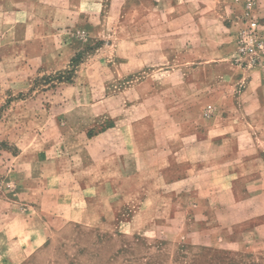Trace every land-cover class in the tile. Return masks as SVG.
<instances>
[{
	"label": "rangeland",
	"instance_id": "obj_1",
	"mask_svg": "<svg viewBox=\"0 0 264 264\" xmlns=\"http://www.w3.org/2000/svg\"><path fill=\"white\" fill-rule=\"evenodd\" d=\"M55 3L72 20V0L15 32L0 18V264H264L250 156L229 181L183 149L203 116L264 99V72L233 57L245 0H100L58 30ZM224 63L237 71L209 70ZM249 115L264 144V107ZM167 147L158 167L135 162Z\"/></svg>",
	"mask_w": 264,
	"mask_h": 264
},
{
	"label": "crops",
	"instance_id": "obj_2",
	"mask_svg": "<svg viewBox=\"0 0 264 264\" xmlns=\"http://www.w3.org/2000/svg\"><path fill=\"white\" fill-rule=\"evenodd\" d=\"M55 1L58 2L59 0H0V18H7L8 21L11 20V24L13 25L12 28H14L12 32H15L18 31L19 28L27 26L28 19L30 18V16H28V11L31 7H50L47 5H53ZM261 1L264 3V0ZM84 3L89 5L96 3L99 4L100 0H72V5L75 7L73 9L70 8L73 12L72 20L71 17L66 18L65 9L61 8L58 3H55V9L64 11V14L60 15L59 11L53 13L52 17L48 18L49 26H52L58 30L60 26H65L69 23L75 25V19L80 16V13L78 12L79 9L77 8L82 7ZM226 7L227 6H225L223 3H217L214 5L213 10L215 11L219 9H225ZM227 16L228 15L226 14V11H223V15H221L222 20H226L228 18ZM194 22V20L191 23L188 22V25H193ZM219 25L220 28L227 32V27L224 22L220 21ZM208 68L209 67H207L206 70ZM210 69L215 70L216 74L222 75L223 77H230L237 71L233 65H225V63L217 66V69L214 66L210 67L209 70ZM236 105L239 106L240 113L238 114L212 113L207 117L203 116L202 121L204 122L203 124L205 125V128H202L201 134L198 136L194 135L193 137L190 135H185L184 139L190 140L188 142L194 140V144H186L183 149L185 152L196 151V153L202 154L203 162L211 161L214 157L215 159L219 158L220 160L218 164L214 166L206 165L208 171L206 176L210 178L211 170H215L217 167L219 169H226V171L232 169V171L235 172H226V175L223 177L229 181H236L240 179L239 172L241 166L243 165V160H247L245 156L249 155L251 167L250 170L252 172L251 177L256 179V183L260 185L264 183V144L261 139L262 136L260 131H255L254 125L255 123L258 124L260 121L262 122V119L261 117H256L253 115L251 120H248L246 116L249 115L250 111H256L264 107V99H255L253 97L243 99V97L240 96L238 99H236ZM255 106L256 108H252L250 111L248 110L249 107ZM248 122L251 123V125H248L250 128L245 124ZM176 129H174V131ZM197 137L198 139L195 141V138ZM199 141H201V143ZM174 151L175 150L170 149L169 147L165 149L154 148L153 150H149L146 153L144 150H139L138 158L135 159V162L144 164L146 166L151 165L153 162L154 167H158L160 156L162 154H173ZM230 155H234V161L232 162H228V157H230ZM154 157L159 158V160L153 159V161L150 163V159ZM260 161L262 162L261 165ZM30 239L32 240L28 241L30 244L35 242L34 236Z\"/></svg>",
	"mask_w": 264,
	"mask_h": 264
},
{
	"label": "built area",
	"instance_id": "obj_3",
	"mask_svg": "<svg viewBox=\"0 0 264 264\" xmlns=\"http://www.w3.org/2000/svg\"><path fill=\"white\" fill-rule=\"evenodd\" d=\"M246 8L236 30L234 61L239 65L264 72V26L254 13L253 0H245Z\"/></svg>",
	"mask_w": 264,
	"mask_h": 264
}]
</instances>
